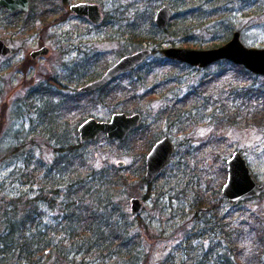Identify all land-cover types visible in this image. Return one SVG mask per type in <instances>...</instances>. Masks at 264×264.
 <instances>
[{"label":"rangeland","instance_id":"obj_1","mask_svg":"<svg viewBox=\"0 0 264 264\" xmlns=\"http://www.w3.org/2000/svg\"><path fill=\"white\" fill-rule=\"evenodd\" d=\"M76 1L99 5L103 21L97 28L64 6ZM163 4L173 13L170 28L186 12L199 27L183 37L160 30L154 15ZM13 13L0 10V38L13 48L0 56V196L32 199L44 187L48 197L57 198L54 206L35 201L39 213L33 230L54 243L34 254L35 264H193L203 253L212 255L209 247H220L223 256L219 227L224 224L235 232L229 240L236 239V229L244 230L238 245L245 262L264 264V192L234 206L219 195L226 159L235 150L264 185L263 75L249 70L254 76L241 77L218 60L178 66L153 52L141 69L119 75L111 83L117 90L104 101L93 91H77L120 55L140 47L204 49L224 43L235 30L244 45L264 47V0H29L27 11ZM42 44L49 52L30 57ZM235 87L243 98L231 94ZM140 109L145 125L124 139L111 142L102 133L92 142H79L77 125L84 118L109 119L116 111ZM153 135L169 136L175 149L147 182L145 147ZM102 166L116 174L117 182L124 176L126 181L101 188L111 192V204L84 199L93 213L92 229L82 232L81 203H74L79 192L66 186L87 180L92 167ZM132 196L143 203L137 216L130 212ZM206 198L214 208L201 204ZM66 216L69 221L63 222ZM226 253L236 259L233 251ZM24 258L13 248L1 255L0 264H29Z\"/></svg>","mask_w":264,"mask_h":264},{"label":"water","instance_id":"obj_2","mask_svg":"<svg viewBox=\"0 0 264 264\" xmlns=\"http://www.w3.org/2000/svg\"><path fill=\"white\" fill-rule=\"evenodd\" d=\"M0 6L8 12H25L28 10L29 0H0ZM67 8L76 15H85L93 22L97 23L101 20L99 6L94 2L78 1L69 4ZM171 15V9L166 4L161 5L155 12L154 24L158 28L166 27ZM48 50L46 45H42L29 53L31 57H36L38 54L47 53ZM11 51L10 45L0 38V56H7ZM158 51L167 58L190 65L205 66L213 61L226 59L242 65L248 71L264 76V47L244 45L238 30L233 31L227 41L214 47L197 49L166 46L158 48ZM150 53L149 47H142L122 55L99 77L79 86L78 92H91L102 87L119 73L137 67ZM140 120L141 113L139 111L131 113L116 111L110 115L109 119L88 116L77 125L78 139L80 142H88L95 140L101 133H105L108 140H122L139 126ZM173 149V143L168 136L154 141L144 158L143 176L147 182L154 180L159 171L167 164ZM117 164L123 165V161L119 160ZM263 192L264 185L253 174L241 152L235 150L226 159V179L220 188V197H225L230 205L234 206ZM142 206L143 203L138 196L130 197V212L133 216L139 215Z\"/></svg>","mask_w":264,"mask_h":264},{"label":"trees","instance_id":"obj_3","mask_svg":"<svg viewBox=\"0 0 264 264\" xmlns=\"http://www.w3.org/2000/svg\"><path fill=\"white\" fill-rule=\"evenodd\" d=\"M0 10H2L3 12H5L6 14H10L13 15L15 13L13 12H6V9H4L3 7L0 6ZM193 11V9H192ZM177 26L170 28L169 25H171L170 21L167 23V26L165 28H162L160 30H164V31H169L170 34L172 35H179L180 37H183V34L185 32L188 31V29H193L194 27H199L197 20L196 19H192V16L189 17V13L186 12L183 15V18L181 19L180 22ZM169 26V27H168ZM184 27H186V30L184 29ZM189 42L194 43L193 40H188ZM155 43H157V45H159V41L156 40ZM171 64H175L179 66L180 62L175 61V60H168ZM219 61H223L222 64H226L228 66H230V68L232 70H234V74L235 75H239L241 77L245 76V77H251L254 76L252 75V73H250L248 70H246L242 65H237L232 63L231 61H228L226 59L223 60H219ZM235 67V68H232ZM149 69V68H148ZM139 70V69H137ZM131 72V71H129ZM171 80H167L166 82H169ZM112 84L108 83L106 85H104L103 87H101L98 90L93 91L94 94H97L99 96L98 99H101V96H103V99H101V101H104V99L107 98L109 92L113 91V90H117L118 87H111ZM154 86H156V84H154ZM256 91H260V89L258 87H256ZM231 90V94L236 97V98H243V94H241L240 92H242L240 89H238L237 87L230 89ZM249 90H252L249 89ZM245 94L247 95V92H245ZM261 95V94H260ZM140 111L143 113V109ZM169 113V112H168ZM144 114V113H143ZM143 123V122H142ZM141 123V124H142ZM145 124H142V127ZM155 139V135H153L149 141H147L148 145L145 147V149H148L149 146L151 145V142ZM94 141V140H93ZM114 141V140H113ZM111 141V142H113ZM92 142V141H90ZM146 151V150H145ZM144 151V152H145ZM87 174V180L85 179H78L72 183H69L66 188H68L69 190L72 188V186H76V188L74 189L79 195V199L75 200L74 203H81V207L79 209V212L81 214H79L78 217V224H79V229H81L82 232H86L92 228L88 227L90 225V223H88L90 216L92 215L93 212L90 211V208L86 205L85 206V198H91V200H93V198H96V204L100 205L99 203L101 202H105L107 204H111L113 202L112 199V194L110 195L111 192H109V190H107L106 192H101V188L103 189H107V188H114L115 186H117V184L119 186H121V184L126 181V177L124 176V180L117 182V176L115 173H113L110 170H107L105 167H98V168H94L92 167L91 173H86ZM44 176H46L47 180H50V177H48V173L44 174ZM123 176V175H121ZM141 180H144L143 177H140ZM53 180V179H52ZM55 181V180H53ZM58 185L62 183H57ZM111 184V185H110ZM114 184V186H113ZM60 189L58 187L54 188L53 191L54 192H58ZM50 190L45 189L44 187H41L38 191V193L34 196V198L32 199H28L27 197L23 196V195H19V196H12L10 198H6L5 196L1 197L0 196V257L1 255H5L7 253H10V251L13 248H19L20 251L24 252V256H25V260L26 258L29 260V264H35L38 262V259L35 258L34 254L39 251L42 250V246L45 245L47 248H53L54 243L51 242L50 239L45 240L42 238V234L41 232H37L35 230H33L34 228V220L35 218L38 216V204L35 203L36 200L38 199H44L49 206H54V204H56L55 200L57 198L55 197H48L47 193ZM52 191V192H53ZM74 193L71 192V194ZM103 193V194H102ZM109 195V196H108ZM82 197V198H81ZM63 199L57 203V205H60L62 203ZM205 202V203H204ZM74 203H71V208L73 216L71 214V216L73 217V219H76L74 217L75 214V206ZM204 203L207 205V207L209 209H212V207L214 208V203L211 200H201V204ZM211 205V206H210ZM68 208V205H67ZM68 210H66L67 212ZM89 214V217L85 214ZM67 215H70L69 212L66 213ZM71 217V218H72ZM68 217L66 216L63 219V222L65 220H67ZM72 219V220H73ZM91 219V218H90ZM69 221V219L67 220ZM88 227V228H87ZM221 230V232L223 233V238H224V242H223V256H219V250L220 247H216V248H211L209 247V251H214L212 253V255H208L207 253H203L201 254L196 261L193 264H232L237 262L236 264H247L245 262V260L243 259V247H241V245L239 244L240 241V237L242 236L244 230H241V228L239 230L236 229L237 231V236L236 239H232L229 240L228 235L235 233L233 231L229 232L228 231V227L226 224L224 225H220L219 227ZM248 230V229H247ZM246 230V231H247ZM239 236V237H238ZM230 250L234 252V257H236V261L232 258L233 256L228 255L226 252ZM235 261V262H234Z\"/></svg>","mask_w":264,"mask_h":264},{"label":"flooded vegetation","instance_id":"obj_4","mask_svg":"<svg viewBox=\"0 0 264 264\" xmlns=\"http://www.w3.org/2000/svg\"><path fill=\"white\" fill-rule=\"evenodd\" d=\"M76 2H77V1H76ZM76 2H73V3H76ZM63 4H64V1H62V5H63ZM69 4H72V3H65V5H64V6L66 7L67 10H68L67 7H68ZM96 4H97V3H96ZM97 5H98V4H97ZM98 6H99V5H98ZM28 8H29V7H28ZM99 10H100V8H99ZM68 11H70V10H68ZM15 12H16V11H15ZM17 12H18V11H17ZM70 12L73 13L72 11H70ZM100 12H101V10H100ZM74 14H75V13H74ZM172 14H173V13H172ZM79 16H85V15H79ZM85 17H86V16H85ZM61 21H62L61 19H58L56 22L58 23V22H61ZM86 21H87L88 23L91 24L90 26L97 28V27L102 23V21H103L102 13H101V20H100L99 22H97V23H96V22H93V21H91V20H90L89 18H87V17H86ZM168 22H169V21H168ZM166 26H167V25H166ZM164 28H165V27H164ZM160 29H162V28H160ZM42 45H44V44H42ZM42 45H41V46H42ZM41 46H40V47H41ZM46 46H47V45H46ZM47 47H48V46H47ZM145 47H149V46H145ZM48 48H49V47H48ZM140 48H142V47H140ZM149 48L151 49V53H150V55H151L153 52H158V51H157L158 48H153V47H149ZM12 49H13V48H12ZM138 49H139V48H138ZM136 50H137V49H136ZM134 51H135V50H134ZM48 52H49V50H48ZM48 52H47V53H48ZM131 52H133V51H131ZM131 52H128V53H131ZM158 53H160V52H158ZM28 54H29V56H30V53H28ZM125 54H127V53H125ZM122 55H124V54H122ZM122 55H120L119 57H121ZM150 55H148V56H150ZM148 56H147V57H148ZM161 56H163V55H161ZM30 57H31V56H30ZM119 57H118V58H119ZM147 57H146V59H147ZM118 58H117V59H118ZM164 58H165V59H168V60H173V59L167 58V57H165V56H164ZM117 59H116V60H117ZM146 59H145V60H146ZM116 60H115V61H116ZM145 60H144L141 64H139L137 67L119 73L114 79L110 80V81L107 82L106 84H108V83H112V82H113V81H114L119 75H121V74L124 73V72L135 71V70H137V69H141V66H142V64L145 62ZM115 61H114V62H115ZM114 62H112V63H114ZM112 63H111V64H112ZM111 64H109L108 66H110ZM108 66H107V67H108ZM107 67H106V68H107ZM106 68H105V69H106ZM105 69L99 74V76L105 71ZM99 76H98V77H99ZM96 78H97V77H95L94 79H96ZM94 79H91V80H89L88 82H90V81H92V80H94ZM85 83H87V82H85ZM85 83H83V84H85ZM83 84H81V85H83ZM106 84H105V85H106ZM81 85H79V86H81ZM79 86H78V87H79ZM103 86H104V85H103ZM103 86H102V87H103ZM100 88H101V87H100ZM100 88H98V89H100ZM77 89H78V88H77ZM98 89H97V90H98ZM77 91H78V90H77ZM93 91H94V90H93ZM139 112L141 113V120H140V123H139V126H140L141 123L143 122V121H142L143 113H142L141 111H139ZM139 126H138V127H139ZM138 127H136V128H138ZM136 128H135V129H136ZM133 130H134V129H133ZM77 133H78V132H77ZM101 134H102V133H101ZM163 136H167V135H163ZM163 136H160L159 138H161V137H163ZM105 137H106V136H105ZM168 137H169V136H168ZM159 138H157V139H159ZM157 139H154L153 142L151 143V145H152V144L154 143V141H156ZM78 140H79V139H78ZM92 141H93V140H92ZM110 141H113V140H110ZM171 141H172V140H171ZM79 142H80V141H79ZM88 142H90V141H88ZM81 143H86V142H81ZM172 143H173V142H172ZM151 145L149 146V148L151 147ZM149 148H148V150H149ZM173 148L175 149V145H174V143H173ZM174 149H173V152H174ZM148 150H147V152H148ZM147 152H146V153H147ZM173 152L171 153V155L173 154ZM145 155H146V154H145ZM171 155H170V157H171ZM170 157H169V158H170ZM144 158H145V156H144ZM168 161H169V160H168ZM123 163H124V162H123ZM167 163H168V162H167ZM144 168H145V163H144ZM159 172H160V171H159ZM141 201H142V200H141Z\"/></svg>","mask_w":264,"mask_h":264}]
</instances>
